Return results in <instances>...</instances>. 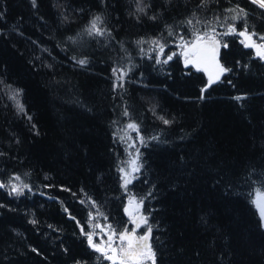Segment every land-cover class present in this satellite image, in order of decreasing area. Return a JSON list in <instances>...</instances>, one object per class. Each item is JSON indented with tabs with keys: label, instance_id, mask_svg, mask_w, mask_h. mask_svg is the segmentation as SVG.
I'll return each instance as SVG.
<instances>
[{
	"label": "trees",
	"instance_id": "trees-1",
	"mask_svg": "<svg viewBox=\"0 0 264 264\" xmlns=\"http://www.w3.org/2000/svg\"><path fill=\"white\" fill-rule=\"evenodd\" d=\"M245 29L264 44L252 0H0V264H114L88 234L130 229L132 197L155 264H264V59ZM197 36L228 70L211 85L177 52Z\"/></svg>",
	"mask_w": 264,
	"mask_h": 264
},
{
	"label": "snow or ice",
	"instance_id": "snow-or-ice-1",
	"mask_svg": "<svg viewBox=\"0 0 264 264\" xmlns=\"http://www.w3.org/2000/svg\"><path fill=\"white\" fill-rule=\"evenodd\" d=\"M252 3L258 4V6L260 8H264V0H252ZM33 4H35V0H33ZM140 10L143 11V9H140ZM240 15H244V12L242 9L240 10ZM237 18H238L237 16L232 17L233 20H235ZM100 20H101V18L99 16H97L91 21V27L88 30L90 35L93 32L96 33L97 35L102 34V30L97 27V25L100 23ZM189 23H191V21H189ZM235 31H236V29L234 27L229 26V29H228L229 33H234ZM239 35L244 36L245 39L248 41H252V35L253 34H249L247 32V29H245V31H243V32H240ZM202 39H204V38L197 36L196 37L197 43H193L191 45V48H188V46L185 45V48L188 49V50L183 52V55L185 56V64L186 65L194 62L190 58V55H198L200 53L198 42L201 41ZM260 39L264 40V37H260ZM211 40H212V45H213L212 50H213V52H215L217 47H218V41L215 40V37H212ZM224 47H227V45H224ZM245 47L255 48L257 55L260 56L262 59H264V44H256L255 41H252L251 43H245ZM160 50H161V52L163 51L162 45L160 46ZM168 59L170 60V59H172V57L169 56ZM86 62L87 61H85V60L79 61V63L82 65L85 64ZM164 62L167 63V61H164ZM217 67H218V72L215 75V78H214L215 80L220 79V75H219L220 73L228 71L227 69H224L223 67H220L219 65H217ZM115 71L116 70H114V72ZM120 78L122 79V75ZM214 79L210 75L209 85H211L214 82ZM202 91H203V89H202ZM237 99H240V98L237 97ZM18 107H20L21 111L23 110L22 106L18 105ZM125 114H127V113H125ZM161 119H163V118H161ZM164 123L167 124V123H169V121L164 120ZM128 128L135 129L136 125L135 124H129ZM132 163H133V165H135V161H133ZM138 170L139 169L137 167H133V171H138ZM121 171L123 172L124 170L121 169ZM127 175L128 174L126 173L125 178H124L125 186L131 182L129 179H127ZM12 191L19 194V192L22 191V189H18L17 187L13 186ZM133 203H134V201H130V205ZM135 207L138 209L140 207V204H135ZM125 211L129 212L130 216L132 215V212H130L129 209H125ZM261 216L264 217V209H262V211H261ZM132 223L136 224V227H139V224L136 223V219H133ZM140 223L147 224L146 218L140 217ZM150 232H151V228H149L148 233H146L145 235H143L139 238L135 237V235H134L135 228L132 230L131 233L125 231V232L119 234V241L121 242V247L119 249V252L121 254V259H120L119 264H143L144 261H148V260H150L152 262V264H155V254L152 251L151 245L148 243ZM114 239H115V234H113L112 236H109L107 247L109 250H111L115 254L117 252V249H115L113 247V244H112ZM88 242L96 251L103 252L106 255L107 259L113 260L114 264H115V255L108 256L107 251L105 249L101 248L99 245H97L93 242L91 235L88 236Z\"/></svg>",
	"mask_w": 264,
	"mask_h": 264
},
{
	"label": "rangeland",
	"instance_id": "rangeland-1",
	"mask_svg": "<svg viewBox=\"0 0 264 264\" xmlns=\"http://www.w3.org/2000/svg\"><path fill=\"white\" fill-rule=\"evenodd\" d=\"M195 42H197L196 39H192V40H189V42H183V43L178 45L177 52H180V54L182 55V58L184 60H185V56L183 55V52L188 50L187 48H185V45H187L188 48H189L190 45L192 43H195ZM255 43L259 44L258 42H255ZM254 50H256V49L254 48ZM168 55H170V54H168ZM193 57H194V55H190L191 59ZM121 75L122 74H120V76ZM131 133H132V131H131ZM127 161L128 162L121 167V169L124 170L123 172L121 171L122 175H123V182H124L125 174L127 173L128 174L127 175V179H130V177L133 176L137 172V171H133V167H137L138 168V165H139L138 164V160H137V158L134 155L132 157H130ZM133 161H135V165H133V163H132ZM129 201H134L133 204L130 205V203H129V206L126 205V209H129V211L132 212L131 216L129 215V212H127V214L130 217V221H131V223H130L131 225L130 226H131V228L127 229V230L126 229L122 230V232H120V233H123L125 231L131 233L132 230L135 228L134 235H135V237L139 238V237L145 235L146 233H148V230H149L150 227L147 224L140 223V217L146 218V215H144V213L141 212L140 207L138 209L135 207V204H140L139 201L135 197H132L131 200H129ZM262 202H264V199H262ZM133 219H136V223L139 224V227H136V224L132 223ZM120 233L115 232L113 229H110L106 225H101V226H99V229L97 231L95 230L93 232H89L88 236L91 235L92 239H93V242L95 244L99 245L101 248L105 249L107 251V255L108 256L115 255V263L119 264L120 259H121V254L119 252V249L121 247V242L119 241V234ZM113 234H115V239L113 240L112 244H113V247L115 249H117V252L115 254L111 250H109L108 247H107L108 238H109V236H112ZM148 243L150 244V236H149ZM110 261H113V260H110ZM143 264H152V262L150 260H148V261H144Z\"/></svg>",
	"mask_w": 264,
	"mask_h": 264
},
{
	"label": "water",
	"instance_id": "water-1",
	"mask_svg": "<svg viewBox=\"0 0 264 264\" xmlns=\"http://www.w3.org/2000/svg\"><path fill=\"white\" fill-rule=\"evenodd\" d=\"M243 38H245V37L243 36ZM216 41H218V40H216ZM251 42L252 41L246 40V43H251ZM195 43H197V42H195ZM191 45L189 48H191ZM198 46L200 49V53L198 55H194V57L192 58L194 61L193 65L196 67H199L201 70H204L206 75L208 76V80H209L210 75L214 79L215 75L218 72L217 65H219L221 67V60L219 58V53H220L219 41H218V47H217L215 52H213V50H212V47H213L212 40L210 41L207 39H203L200 42H198ZM219 75L221 77L222 73H220Z\"/></svg>",
	"mask_w": 264,
	"mask_h": 264
}]
</instances>
